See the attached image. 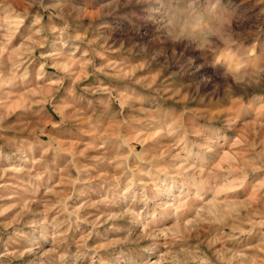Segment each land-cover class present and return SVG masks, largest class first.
<instances>
[{"label":"rangeland","instance_id":"374dc122","mask_svg":"<svg viewBox=\"0 0 264 264\" xmlns=\"http://www.w3.org/2000/svg\"><path fill=\"white\" fill-rule=\"evenodd\" d=\"M0 264H264V0H0Z\"/></svg>","mask_w":264,"mask_h":264},{"label":"clouds","instance_id":"9594fccd","mask_svg":"<svg viewBox=\"0 0 264 264\" xmlns=\"http://www.w3.org/2000/svg\"><path fill=\"white\" fill-rule=\"evenodd\" d=\"M217 23H219V25L221 27L228 25L231 23V16L230 14L227 13H221L219 16V20L218 22H209L205 25L207 31L209 32V34L211 35H215L216 31H217Z\"/></svg>","mask_w":264,"mask_h":264}]
</instances>
